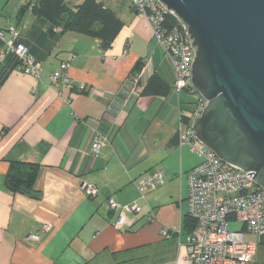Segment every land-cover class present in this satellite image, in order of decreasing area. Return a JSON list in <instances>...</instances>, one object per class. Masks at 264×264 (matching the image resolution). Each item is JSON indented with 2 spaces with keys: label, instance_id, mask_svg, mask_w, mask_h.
Returning a JSON list of instances; mask_svg holds the SVG:
<instances>
[{
  "label": "crops",
  "instance_id": "0c3cea01",
  "mask_svg": "<svg viewBox=\"0 0 264 264\" xmlns=\"http://www.w3.org/2000/svg\"><path fill=\"white\" fill-rule=\"evenodd\" d=\"M114 2L123 27L103 50L96 38L34 13L18 19L21 3L0 0V28L16 26L41 68L36 78L0 60V264H189L186 173L199 158L178 146L186 95L173 91L174 68L150 24L127 0ZM145 60L170 88L141 92L129 106L127 82ZM62 61L71 87L50 83ZM98 137L107 144L93 153ZM12 161L38 163L34 195L7 189ZM155 170L163 183L141 197L136 179ZM82 182L97 194L88 196ZM108 198L141 212H124L117 225ZM165 228L171 237L161 236ZM258 251L248 264L261 261Z\"/></svg>",
  "mask_w": 264,
  "mask_h": 264
},
{
  "label": "built area",
  "instance_id": "2783aa9c",
  "mask_svg": "<svg viewBox=\"0 0 264 264\" xmlns=\"http://www.w3.org/2000/svg\"><path fill=\"white\" fill-rule=\"evenodd\" d=\"M96 1L104 3V0ZM127 1L138 16L150 24L153 37L169 58L175 72L173 91L181 94L190 90L194 94L190 111L179 109L177 128L178 146H187L199 158V162L186 173L187 215L194 224L186 237L188 263L248 264L253 261L264 238V190L247 171L222 161L195 136L194 125L207 101L191 83L195 48L186 34L185 23L160 0ZM167 17L174 19L172 27L165 26ZM19 34V29L14 25L0 28L3 42L0 60L12 58L16 61L17 71L37 78L40 65L29 54L27 47L18 41ZM69 66L68 61H62L59 70L50 74L53 86L71 87L67 76ZM152 74L151 63L145 60L141 69L127 82L125 104L130 106L140 97ZM80 87L83 89V86ZM106 144L105 137H98L92 142L91 151L98 153ZM163 180L162 170L146 172L136 179V187L143 197L148 190L162 184ZM80 186L88 196L97 194L98 189L94 184L82 182ZM106 203L110 210L118 213L117 225L123 223L124 212H141V207L136 203L121 206L111 198ZM230 222L242 223L241 229L231 231ZM41 229L49 230L50 224H43ZM161 236L169 238L171 234L165 228L161 230Z\"/></svg>",
  "mask_w": 264,
  "mask_h": 264
},
{
  "label": "water",
  "instance_id": "95a60500",
  "mask_svg": "<svg viewBox=\"0 0 264 264\" xmlns=\"http://www.w3.org/2000/svg\"><path fill=\"white\" fill-rule=\"evenodd\" d=\"M160 1L195 48L191 83L207 101L196 138L264 190V0Z\"/></svg>",
  "mask_w": 264,
  "mask_h": 264
},
{
  "label": "trees",
  "instance_id": "16d2710c",
  "mask_svg": "<svg viewBox=\"0 0 264 264\" xmlns=\"http://www.w3.org/2000/svg\"><path fill=\"white\" fill-rule=\"evenodd\" d=\"M100 3L96 0H84L78 5L70 7L64 0H35L33 3L27 0L19 8L17 17L20 19L30 8L35 15L57 22L63 26L64 30L79 32L96 38L99 41V46L103 50H107L122 29L123 21L110 7L105 4L102 6ZM174 23V19L167 17L165 26L169 28ZM8 61H12V66L15 67L16 61L14 59L9 58ZM140 69L141 67L138 71ZM169 88L153 72L148 78L142 94H165ZM182 93H185L189 99L181 100L180 108L186 112L190 111L194 101V94L190 90H185ZM37 169L38 163L36 162H10V167L5 177L7 189L10 192H24L34 195L32 187L36 179ZM193 225V221L188 217L186 222L188 232L193 228Z\"/></svg>",
  "mask_w": 264,
  "mask_h": 264
},
{
  "label": "rangeland",
  "instance_id": "374dc122",
  "mask_svg": "<svg viewBox=\"0 0 264 264\" xmlns=\"http://www.w3.org/2000/svg\"><path fill=\"white\" fill-rule=\"evenodd\" d=\"M7 1V5L9 7H11L13 4H18L21 3V5L27 1V0H4V2ZM31 3H33V0H29ZM66 2V4L70 7H74L76 5H78L79 3L83 2L84 0H64ZM124 3L126 2V0H122ZM104 4L108 7H110L112 10L115 8V2L114 0H104ZM115 10V9H114ZM27 13H32L31 9L28 8ZM184 100L189 99L188 96H183ZM192 99V98H190ZM195 155V154H194ZM196 156V155H195ZM242 227V223H235V222H230L229 224V229L231 231L233 230H240ZM257 256H260L261 261L259 259H257V261L252 264H264V238L261 240V244L259 245V251Z\"/></svg>",
  "mask_w": 264,
  "mask_h": 264
}]
</instances>
